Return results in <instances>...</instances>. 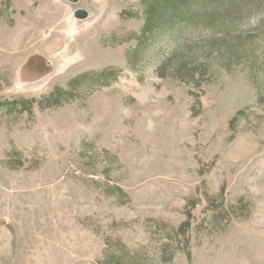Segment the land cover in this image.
<instances>
[{
	"label": "rangeland",
	"instance_id": "obj_1",
	"mask_svg": "<svg viewBox=\"0 0 264 264\" xmlns=\"http://www.w3.org/2000/svg\"><path fill=\"white\" fill-rule=\"evenodd\" d=\"M143 23L140 0H0V264H264V72L132 67Z\"/></svg>",
	"mask_w": 264,
	"mask_h": 264
},
{
	"label": "trees",
	"instance_id": "obj_2",
	"mask_svg": "<svg viewBox=\"0 0 264 264\" xmlns=\"http://www.w3.org/2000/svg\"><path fill=\"white\" fill-rule=\"evenodd\" d=\"M140 5L144 23L138 42L144 49L127 56L130 66L144 56L156 62L158 76L168 73L189 82L205 72L201 58L211 53L219 60L245 55L242 63L250 73L264 72V0H140ZM117 72L114 67L89 70L69 80L67 88H55L39 98L6 101V107L31 113L34 106H58L77 98L82 84L108 85ZM88 86L84 85L87 91Z\"/></svg>",
	"mask_w": 264,
	"mask_h": 264
},
{
	"label": "water",
	"instance_id": "obj_3",
	"mask_svg": "<svg viewBox=\"0 0 264 264\" xmlns=\"http://www.w3.org/2000/svg\"><path fill=\"white\" fill-rule=\"evenodd\" d=\"M67 1H69L71 3H76L79 0H67ZM73 14L78 19H85L88 16L87 11H85L83 9H76Z\"/></svg>",
	"mask_w": 264,
	"mask_h": 264
}]
</instances>
